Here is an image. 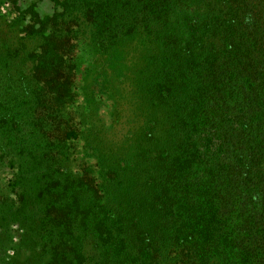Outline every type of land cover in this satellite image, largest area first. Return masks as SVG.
I'll return each instance as SVG.
<instances>
[{
    "label": "trees",
    "instance_id": "1",
    "mask_svg": "<svg viewBox=\"0 0 264 264\" xmlns=\"http://www.w3.org/2000/svg\"><path fill=\"white\" fill-rule=\"evenodd\" d=\"M56 2L0 60L3 264H264V0Z\"/></svg>",
    "mask_w": 264,
    "mask_h": 264
},
{
    "label": "rangeland",
    "instance_id": "2",
    "mask_svg": "<svg viewBox=\"0 0 264 264\" xmlns=\"http://www.w3.org/2000/svg\"><path fill=\"white\" fill-rule=\"evenodd\" d=\"M59 6L56 0H0V60L7 55H5L6 50H10L13 47L18 48L19 52L22 51L23 44L28 42V37L34 36L35 28L39 25H44L47 28L51 25H63L60 21H54L52 17ZM69 37L71 38L72 51H77L80 43L87 44L89 42V32L84 34V29L79 31V33H71ZM31 47L32 51L35 48V42H32ZM77 56L79 60L76 61L73 71L78 72L77 79H80L81 73L85 74L84 69L89 65L90 56L87 49L85 54L81 52ZM77 83L82 85L80 80ZM78 93L80 95L78 94L75 103H81L84 99L83 93H80V91ZM71 112L69 113L70 117L74 116V111L72 110ZM84 163L89 167L90 171L96 174L94 162L84 160ZM10 178L11 173H9L8 166L0 167V185H6V180ZM8 196L11 199L14 198L11 192L10 194L8 192ZM5 202H8V200L0 197V207ZM3 216L6 217V221L11 219L9 214L4 212L3 215L0 214V223ZM12 230L15 231L16 227L12 226ZM14 236L18 237L17 234H14ZM12 255L13 253L10 251L6 255H0V264H3L4 261L6 262L8 260L7 257Z\"/></svg>",
    "mask_w": 264,
    "mask_h": 264
}]
</instances>
